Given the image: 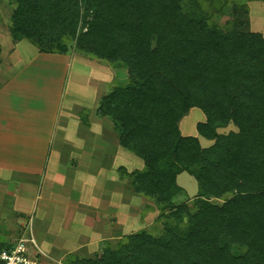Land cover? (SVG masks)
Segmentation results:
<instances>
[{
  "label": "trees",
  "instance_id": "16d2710c",
  "mask_svg": "<svg viewBox=\"0 0 264 264\" xmlns=\"http://www.w3.org/2000/svg\"><path fill=\"white\" fill-rule=\"evenodd\" d=\"M245 1L264 4L0 0L14 6V43L81 54L129 76L102 96L97 114L144 162L141 170L121 168V176L155 203L161 226L131 233L95 258L68 255L63 264H264V36L250 30ZM231 10L233 19L219 26L216 18ZM193 109L205 115L196 129L214 142L208 148L182 134ZM230 125L237 131L219 133ZM183 173L198 192L181 201ZM235 247L246 250L238 255Z\"/></svg>",
  "mask_w": 264,
  "mask_h": 264
},
{
  "label": "crops",
  "instance_id": "0c3cea01",
  "mask_svg": "<svg viewBox=\"0 0 264 264\" xmlns=\"http://www.w3.org/2000/svg\"><path fill=\"white\" fill-rule=\"evenodd\" d=\"M35 49L38 52L25 63L16 55V44L10 48L11 59L6 71L2 70L3 63L0 68V244L11 245L23 235L27 225L23 226L22 222L28 218L24 210L29 213L39 196L43 179L49 174L58 192L55 199L53 194L50 198L59 207L70 209L73 221L79 217L82 229L86 228L88 233L87 242L70 247L61 259L64 261L68 255H75L84 248L98 251L113 247L116 241L127 236L128 213L136 208L131 204L137 197L129 194L128 180L120 176L126 185L117 188L119 181L114 170V180L110 172L105 171V167L109 169L108 165H112L107 162L110 160L114 166L121 165L116 167L120 174L121 168L130 172L122 165L125 147L120 136L103 121L91 122L83 118L81 112V117L75 116L69 108L76 105L74 100L62 101L64 72L71 64L70 55L41 53ZM17 64L19 66L15 67ZM59 65L65 67L60 79H56L58 75L54 73L52 76L44 74L54 72ZM101 69L107 70V67ZM98 140L102 141L98 144ZM108 181H113L114 189L108 186ZM67 191L70 195L67 200L59 198ZM130 197L134 198L130 201ZM39 233L44 235V230ZM73 234L70 232L67 240H72ZM42 251L46 250L42 248ZM45 253L47 257H42L45 264H48L47 259L59 261L51 252Z\"/></svg>",
  "mask_w": 264,
  "mask_h": 264
},
{
  "label": "rangeland",
  "instance_id": "374dc122",
  "mask_svg": "<svg viewBox=\"0 0 264 264\" xmlns=\"http://www.w3.org/2000/svg\"><path fill=\"white\" fill-rule=\"evenodd\" d=\"M240 8L244 11L246 10L248 13V22L250 30L252 32L261 33L264 36V4L260 1H245L243 3L241 2ZM13 9L14 6H10L8 2H0V68L2 69L1 64L3 63L2 65L5 66V68L2 70L4 71H6L8 62L11 59L9 57L10 48H14L16 44L18 45V54L16 55L20 56L22 61H24L25 63L28 62L27 60H29V58L33 57V54H35V52H38L35 47L28 41H21L19 43L13 42L9 33V23H11ZM233 16L234 15L232 10L226 12L219 18H216V23L219 26L224 27V25L228 21L233 19ZM69 57L71 58V64L69 67L66 68V72H64L62 101L66 102L68 99L74 100V102H76V105H71L69 107L72 108L71 111L75 113V116L80 115L81 117V113H83V118L87 117V119H90L91 122H95L96 119L98 121H103L106 127L110 126L113 129V125L110 120L108 118H99L96 115V111L99 106L100 98L103 95L109 93L116 82L123 84H127L129 82V76L127 71L125 69L115 70L105 62L91 60L90 58L81 54L73 53ZM18 66L19 65L17 64L15 67ZM104 67H107V70L101 69ZM16 69L17 68H15L13 71H15ZM51 69L52 68H49L48 70ZM64 69L65 67L62 66L61 68L59 65V69H57L56 67L54 69V72L47 71L48 73L44 74L52 76L51 73H54V75H58L56 79H60ZM110 71L112 72V75L109 74ZM56 88H60V86ZM66 109L68 108H64V110ZM205 119V115L202 111H200L199 109H193L183 119L180 127L184 136L198 137L200 139L202 147L208 148L212 146L214 142H209L204 138L200 137L196 129L197 124L199 122H204ZM64 120L66 119L63 118V121ZM231 131H237V129L233 125H230L226 129L219 130V133L228 134ZM115 135L119 139L116 133ZM103 136H101L100 138H103ZM99 141L102 140H98V144ZM123 151L124 155L122 157V165L128 168L130 172L135 170H141L144 168V162L138 156H136L134 152L125 148H123ZM107 162L108 164H112L108 165L111 171L108 169V167H105V171L107 174L110 172L111 180H114L112 175V170H114L115 178L119 181L116 187L118 188V186L126 185V181L124 182L120 178L121 174L117 171L118 168L116 170V167L119 164L114 166L112 161L109 160ZM50 179H53V176ZM50 179L49 174L43 179L44 181L41 185L39 196L35 200V203L30 206L31 210L29 211V213L27 212V210H24L26 212V214L24 215H27L28 218L25 219V221L23 220L22 223L23 226H26L29 224V222L33 221V233L38 245L47 252H51L50 254H52V257L54 256L55 258H58L59 261L57 262H62L63 260L61 259L63 258V256H65L67 250H70V247H73L76 244L83 245L87 242L88 233L85 231L86 228H83L84 230L82 229L79 217H76V219L73 221L74 217L72 215V212L69 211L70 209H65V207L63 206L59 207L56 204L55 200L53 201L50 198V195L53 194V199H55L58 193L54 190V181ZM177 182L178 185L182 189H184V195H182V197L180 198L181 201L185 200L187 197L194 198L197 195V182L189 174H181L178 177ZM107 184L108 186H110V188L114 189L111 186L113 185V181H108ZM127 185L128 190H130L129 194L132 196H136L137 201H135L134 204H131L136 205V208L131 209V211L129 210V224L127 227H125V231H128V235L143 230L153 232L160 225L158 224L157 219L161 212H159V210L155 206V203L152 200L136 195L133 192L129 181L127 182ZM12 190L14 191V193L16 192L15 188ZM69 196V191H67L65 195H63V193L62 195H59V198L61 197L64 200H67ZM133 198L130 197V199L128 200L131 201V199ZM27 208L28 207H26V209ZM0 211L2 212L1 208ZM73 229L74 231H72ZM43 230L44 235L39 233V231ZM70 232H74L75 234H73L72 240L69 241L67 239L70 238ZM21 233L22 230L20 231V234ZM120 242L116 241V244L114 243L113 248L118 246ZM72 249L74 248H71V250ZM103 249L104 248L95 251L90 247L84 248L81 251L76 252L75 255L80 257L95 258L96 256L101 255ZM245 250L246 249L239 247H235L233 249L234 253L238 255L242 251L244 252ZM47 262L48 264H58L56 261H49V259H47Z\"/></svg>",
  "mask_w": 264,
  "mask_h": 264
},
{
  "label": "built area",
  "instance_id": "2783aa9c",
  "mask_svg": "<svg viewBox=\"0 0 264 264\" xmlns=\"http://www.w3.org/2000/svg\"><path fill=\"white\" fill-rule=\"evenodd\" d=\"M32 222H29L23 235L15 243L9 248L0 249V264H45L42 257L46 258L47 255L34 237Z\"/></svg>",
  "mask_w": 264,
  "mask_h": 264
}]
</instances>
